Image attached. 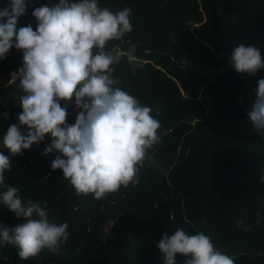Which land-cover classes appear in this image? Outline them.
Listing matches in <instances>:
<instances>
[{"label": "trees", "instance_id": "obj_1", "mask_svg": "<svg viewBox=\"0 0 264 264\" xmlns=\"http://www.w3.org/2000/svg\"><path fill=\"white\" fill-rule=\"evenodd\" d=\"M59 0H26L17 29L31 24L35 8ZM77 2V0H70ZM9 0H0V10ZM116 13L131 10L132 32L109 42V50L131 58L113 65L122 90L151 108L161 127V143L150 154L154 162L140 169L139 183L96 200L76 195L52 170L58 153L42 155L50 143H34L22 155L10 156L4 184L19 189L22 201L46 206L50 219L68 223V239L58 254L46 249L28 260L12 245L0 246V264H163L157 244L164 233L182 228L203 232L234 264H264V135L248 120L239 96L257 87L254 76L237 73L230 56L235 47L252 45L264 60V0H98ZM14 47L0 60V151L2 136L17 124L23 94L11 73L22 67ZM7 113V118H4ZM76 111L68 113L74 123ZM22 131L26 128L22 126ZM263 140L256 145L246 141ZM6 189L0 187V192ZM261 224L254 225L257 213ZM243 220L248 231L237 226ZM22 221L0 204V224ZM185 257L176 255V264Z\"/></svg>", "mask_w": 264, "mask_h": 264}, {"label": "clouds", "instance_id": "obj_2", "mask_svg": "<svg viewBox=\"0 0 264 264\" xmlns=\"http://www.w3.org/2000/svg\"><path fill=\"white\" fill-rule=\"evenodd\" d=\"M26 12V0H9L0 10V60L11 48L22 51V67L11 74L22 91L17 124L2 136L0 151V204L22 222L14 227L0 224V246L12 245L21 260L38 256L45 249L58 254L69 236L68 223L53 222L46 206L31 199L22 201L19 189L4 184L10 156L22 155L34 143L47 138L42 155L58 153L51 169H60L76 195L91 194L102 200L121 187L139 183L140 169L154 162L150 150L161 143V124L151 108L122 90L113 77V65L125 55L132 57L136 45L126 52L109 50V42L120 41L132 32L131 10L113 13L98 0H59L53 6L34 9L31 24L17 29ZM230 60L237 73L254 76L264 69L260 50L243 44L234 48ZM64 102L62 105L61 102ZM77 111L74 123L67 122L68 104ZM7 118V113H4ZM253 129L264 135V78L257 81L255 99L247 112ZM22 126L26 131H22ZM264 180V177H261ZM256 214L254 225L261 224ZM237 226L248 231L243 220ZM163 264H234L203 232L189 235L177 228L164 233L157 244Z\"/></svg>", "mask_w": 264, "mask_h": 264}, {"label": "rangeland", "instance_id": "obj_3", "mask_svg": "<svg viewBox=\"0 0 264 264\" xmlns=\"http://www.w3.org/2000/svg\"><path fill=\"white\" fill-rule=\"evenodd\" d=\"M11 79H12V76H11ZM254 99H255V87L252 85H249L248 87H246L244 89V92L239 96V100L242 103L245 111H248L250 109L251 104L254 101ZM61 103H62V105L64 104L63 101ZM67 111H68V113L74 111V105L69 103ZM76 113H77V111H76ZM261 141H263V140L246 141L242 145H249V146L256 145V144H259Z\"/></svg>", "mask_w": 264, "mask_h": 264}]
</instances>
